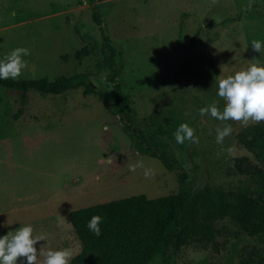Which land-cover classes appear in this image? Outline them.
<instances>
[{"label":"rangeland","instance_id":"rangeland-1","mask_svg":"<svg viewBox=\"0 0 264 264\" xmlns=\"http://www.w3.org/2000/svg\"><path fill=\"white\" fill-rule=\"evenodd\" d=\"M103 34L117 49L122 115L84 87L50 95L0 86V236L30 224L34 236L45 237L37 252L67 249L75 257L82 246L71 211L178 193V171L152 151L179 163L190 197L217 185L264 201L251 176L264 168L237 141L255 122L199 115L209 105L223 111L216 80L264 64V50L251 49L253 40L264 42V0H0V59L30 50L17 80L88 73L95 88L111 93ZM181 123L198 142H175ZM225 125L232 133L218 144ZM241 213L243 224L218 220L213 241L177 244L171 264H264V236L247 231L264 228V220ZM42 260L38 255L37 264Z\"/></svg>","mask_w":264,"mask_h":264},{"label":"trees","instance_id":"trees-1","mask_svg":"<svg viewBox=\"0 0 264 264\" xmlns=\"http://www.w3.org/2000/svg\"><path fill=\"white\" fill-rule=\"evenodd\" d=\"M94 1L90 0L91 3ZM93 10L94 22L101 25L98 8L94 6ZM198 35L197 31L195 37ZM102 50L104 65L109 69L107 82L114 86L111 93L95 88L89 82L88 73L60 76L54 80H0V86L22 92L33 89L50 95H62L84 87L87 93L97 94L108 101L112 114L122 115L124 101L118 82L120 67L115 60L117 49L104 34ZM22 114L23 109L19 110L16 118ZM237 141L264 168V121L242 128L237 133ZM151 155L159 158L169 170L178 171V193L159 198L134 195L71 211L69 220L82 246L71 264H153L158 258V264H171L177 244L213 241L218 235V220L229 218L236 224H243L245 218L241 208L264 220V201L242 199L243 191L224 190L212 185L190 197L186 192L187 173L179 163L157 151H152ZM251 176L256 185L254 191L264 195V171L253 170ZM94 215L102 217V234L99 237L87 228ZM247 231L264 236V228Z\"/></svg>","mask_w":264,"mask_h":264},{"label":"clouds","instance_id":"clouds-1","mask_svg":"<svg viewBox=\"0 0 264 264\" xmlns=\"http://www.w3.org/2000/svg\"><path fill=\"white\" fill-rule=\"evenodd\" d=\"M251 49L256 53L264 50V42L253 40ZM30 55L27 48H16L6 57L0 59V80H15L22 75L26 66L23 57ZM216 95L225 102L223 111L215 105L201 107L200 116L210 114L220 121L249 120L259 123L264 121V64L257 62L248 66L246 70L238 71L234 75H228L215 81ZM232 127L225 125L223 129H217L216 143L222 144L225 137L231 135ZM177 144L186 141L196 143L198 138L194 129L188 123H181L173 133ZM231 152V149H229ZM102 217L94 215L87 223L88 230L96 237L101 236ZM33 227L30 224L20 225L6 235L0 236V264H37L38 255L43 256L41 264H70L72 254L67 249H51L46 252H37L35 245L45 240L43 235H33Z\"/></svg>","mask_w":264,"mask_h":264}]
</instances>
